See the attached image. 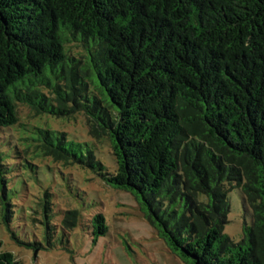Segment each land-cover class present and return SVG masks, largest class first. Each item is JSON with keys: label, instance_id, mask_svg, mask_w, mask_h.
<instances>
[{"label": "trees", "instance_id": "obj_1", "mask_svg": "<svg viewBox=\"0 0 264 264\" xmlns=\"http://www.w3.org/2000/svg\"><path fill=\"white\" fill-rule=\"evenodd\" d=\"M20 104L83 114L108 140L112 172L62 132L38 128L35 151L132 195L182 264H264V0H0V130ZM2 173L0 221L36 255L43 244L11 230ZM234 188L250 216L239 241L223 232ZM50 196L49 247L80 220L76 208L55 214ZM90 224L92 240L105 233L101 213ZM0 264H18L1 241Z\"/></svg>", "mask_w": 264, "mask_h": 264}, {"label": "rangeland", "instance_id": "obj_2", "mask_svg": "<svg viewBox=\"0 0 264 264\" xmlns=\"http://www.w3.org/2000/svg\"><path fill=\"white\" fill-rule=\"evenodd\" d=\"M17 116V123L0 130V163H12L0 168L14 205L11 230L23 241H39L44 246L35 255L31 247L17 244L0 221L2 248L13 252L18 264H182L148 225L132 195L106 184L92 169L54 161L35 151V142L28 137L35 135L38 128L62 132L68 141L86 144L112 172L115 162L108 140H97L88 134L83 114L36 115L20 104ZM17 149L21 152L17 153ZM8 152L13 157L9 158ZM46 191L51 193L55 214L67 208H76L80 214L79 223L68 235L63 236L60 227L54 229L51 247L45 242L40 207ZM228 202L223 232L239 241L244 224H250V216L243 209L238 189L228 193ZM96 213L103 215L106 231L92 240L90 219ZM58 217L51 216L52 223L57 224Z\"/></svg>", "mask_w": 264, "mask_h": 264}]
</instances>
